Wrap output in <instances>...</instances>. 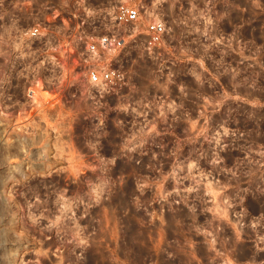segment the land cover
<instances>
[{
	"label": "rangeland",
	"instance_id": "374dc122",
	"mask_svg": "<svg viewBox=\"0 0 264 264\" xmlns=\"http://www.w3.org/2000/svg\"><path fill=\"white\" fill-rule=\"evenodd\" d=\"M143 4L119 86L0 84V264H264V0Z\"/></svg>",
	"mask_w": 264,
	"mask_h": 264
},
{
	"label": "built area",
	"instance_id": "2783aa9c",
	"mask_svg": "<svg viewBox=\"0 0 264 264\" xmlns=\"http://www.w3.org/2000/svg\"><path fill=\"white\" fill-rule=\"evenodd\" d=\"M168 35L143 0H0V84L18 79L24 53L37 73L54 75L28 88L32 101L40 85L113 89L122 83L119 57L131 42L143 36L147 49L160 50Z\"/></svg>",
	"mask_w": 264,
	"mask_h": 264
}]
</instances>
